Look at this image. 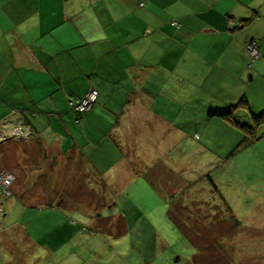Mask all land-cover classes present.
<instances>
[{
  "label": "crops",
  "instance_id": "crops-1",
  "mask_svg": "<svg viewBox=\"0 0 264 264\" xmlns=\"http://www.w3.org/2000/svg\"><path fill=\"white\" fill-rule=\"evenodd\" d=\"M101 1L105 17L102 21L107 23L104 22L106 33L100 41L98 37L93 39L92 32L76 29L90 17L87 10L93 0H0V115L17 109L19 117L35 132L33 145L57 146L61 153L79 151L82 146L68 128L80 122L88 125L83 126L85 130L101 125L109 135L117 133L115 142L120 149L128 144L137 147L138 143H148L147 147L151 143L156 148L160 141L167 142L163 146L181 148L191 138L184 131V121L192 115L189 102L201 97L202 103L192 107L199 121L200 133L195 136L208 146L216 143L215 134L222 127L232 130L223 121L226 119L209 113L232 109L233 115L238 113L252 120L264 110V0H144L142 7L134 8L133 0ZM125 6L129 8L126 14ZM89 11L94 12L91 8ZM129 16L136 26L126 29L122 22ZM109 26L113 28V40L107 34ZM248 41L257 44L255 59L246 51ZM128 83L131 88L126 93L121 86ZM91 86L98 89L97 109L85 114L71 111L68 100L83 95ZM243 106L245 111L239 112ZM130 128L133 137L127 133ZM8 151V146L0 143L2 157ZM20 202L24 207L17 221L5 220L8 210L4 206L0 264L71 261L63 255V248L70 253L79 251L76 244L83 240L80 233L89 227L82 228L80 222L69 221L62 213L54 214L61 205L52 201L45 202V207ZM260 205L264 212V200ZM128 213L131 211L117 213L123 218L124 231L115 238L117 241L109 239L112 248L105 247L106 254L93 252L96 256L86 257L85 264H118L124 252L136 254V264L164 262L166 242L163 240L165 246L161 248L156 241L146 243L142 229H152L151 223L140 219L133 222L131 217L127 219ZM30 214L42 221H29ZM79 219L85 222L84 216ZM262 224H254L253 229H263ZM16 232L29 247L26 253L23 247L15 253L4 248V235ZM251 243L263 246L257 248L261 255L252 252L251 257L246 254L239 261L264 264V242L252 233ZM148 244L151 252L145 254L142 248ZM255 254L260 255V260ZM217 258L211 264H220ZM229 261L236 260L230 255ZM187 263L206 264V259L204 255L192 260L177 256L168 264Z\"/></svg>",
  "mask_w": 264,
  "mask_h": 264
},
{
  "label": "rangeland",
  "instance_id": "rangeland-1",
  "mask_svg": "<svg viewBox=\"0 0 264 264\" xmlns=\"http://www.w3.org/2000/svg\"><path fill=\"white\" fill-rule=\"evenodd\" d=\"M101 2L93 0L87 10L90 17L84 19L86 23L82 27L77 24L76 28L83 33L92 32L93 39L98 37L100 41V37L105 36L104 27L107 23L104 21V25L102 21L105 17L102 15ZM143 4L144 0H133L132 8L138 5L142 7ZM90 8L94 12L91 13ZM128 10L125 6L124 14ZM122 23L126 29L133 24L136 26L131 16ZM109 30L107 34L110 33V39L113 40V28L109 26ZM129 88L130 83L124 88L121 86L126 93ZM200 98L189 102L192 115L184 121V131L191 138L181 148L171 144L163 146L167 142L160 141L161 144H157L156 148H152L151 143L150 147H147L148 143H144V146L138 143L137 147L128 144L120 149L115 142L117 133L109 135L107 129L101 130V125L97 126L98 129L85 130L83 126L88 125L77 122L68 129L82 149L61 153L57 146L49 148L45 143L33 145L35 132L31 126L23 125L18 120L19 115L12 112L8 122L13 125L0 124V143L3 142L9 148L7 155L2 157L0 154V176L9 174L11 178L6 188L3 180H0V222L5 219L4 206L8 210L6 221L20 219L24 207L20 200L41 206L50 201L60 204L59 212L54 214L62 213L67 220L80 222L82 228L89 227L87 232L80 233V238L89 240L88 243L79 240L80 243L76 244L80 252L73 250L71 254L67 247L62 250L67 259L71 258L70 264H85L86 257L96 256L93 252L106 254L107 248H112V241H117V233L124 231L121 229L123 218L117 213L127 210L131 211L126 215L127 219L131 217L133 222L140 219L151 223L149 226L155 229L142 232L146 243L156 241L158 248H161L162 244L165 246L163 240L166 242L163 251L165 264L173 263L177 256L192 260L194 256L200 255H204L206 264L213 263L215 257L220 258H217L220 264H231L230 255L236 260L232 264H250L239 260L246 254L251 257L252 252L260 254L262 251L257 248L263 247L251 243L252 233L264 242V228L253 229V226L262 223L264 226L263 205H260L264 200V126L257 127L255 137L258 139L253 144L239 146L244 133L236 122L251 124L252 120L236 113L234 118L221 119L232 130L222 127L221 132L215 134L216 143L210 142L207 146L195 136L200 133L197 127L199 121L192 107L202 103ZM99 104L100 101L96 100L90 110L97 109ZM245 109L241 107L239 112ZM208 116L207 112L205 119ZM169 129L166 127V130ZM132 130L126 131L131 137ZM206 175H210L214 184ZM3 187L4 191L1 190ZM22 191L25 194L22 195ZM139 211L141 214L138 216ZM81 215L85 222L80 221ZM29 216L31 218L27 216V219L31 222L42 221L35 214ZM217 218L223 220L219 226L212 223ZM23 219L27 221L26 217ZM174 222L179 227H174ZM100 231L110 232L111 235L102 236ZM105 239L108 240L104 242ZM3 240L4 248L14 253L22 247L26 250L24 253L29 251L18 232L11 236L4 235ZM142 252L150 254V245H144ZM260 255L255 254L254 257L260 260ZM80 256L82 258L77 260ZM136 257V254L124 252L118 264H136Z\"/></svg>",
  "mask_w": 264,
  "mask_h": 264
},
{
  "label": "trees",
  "instance_id": "trees-1",
  "mask_svg": "<svg viewBox=\"0 0 264 264\" xmlns=\"http://www.w3.org/2000/svg\"><path fill=\"white\" fill-rule=\"evenodd\" d=\"M95 89L97 92H98V89L96 88V87H94V86H91L88 90H87V92L90 90V89ZM86 92V93H87ZM86 93H84L83 95H81V96H74V97H71L69 100H68V106H69V108H70V110L71 111H73V112H75V113H84V112H79V111H76L75 109H74V105H75V102H76V98L77 97H82V96H84ZM99 95V93H97V96ZM244 105V104H243ZM244 107V106H243ZM89 111H91V110H89ZM89 111H87V112H89ZM12 112H14L16 115H18V110L17 109H14V108H11L10 110H9V112H7L5 115H3V116H1L0 117V124L2 123V124H4V125H9L11 122H8V116H9V114H11ZM210 115H217L218 117H222V118H224V119H230V118H232L233 116V112H232V109L231 110H228V111H223V112H214V113H209ZM19 119L18 120H21V122H22V124L24 125V124H27V125H29V126H31V124L30 123H28L27 121H25V120H23L22 119V117H18ZM237 123V126L239 127V128H241V130L243 131V133H244V135H243V137H242V139H241V141H240V144H239V146H241L242 144H246V145H251V144H253L254 143V141H256L258 138H256L255 136V133H256V130H257V127L258 126H264V110L260 113V114H258V115H256V116H254L253 118H252V122H251V124H243V123H241V122H236ZM11 125H13V123H11ZM31 128H32V126H31ZM264 135V132H263V134H262V136ZM254 138H256V139H254ZM254 139V140H253ZM6 142V141H5ZM1 143H3V142H1ZM238 146V147H239ZM206 177H208L209 178V180H210V182H211V184H214L213 183V180L210 178V175H206ZM214 187H215V189H217V187H216V185H213ZM52 207V206H51ZM54 207V206H53ZM222 219H220V218H217V219H215V222H213L214 224L216 223L217 225H221L222 224ZM175 222H174V227H175ZM172 225V226H173ZM171 226V227H172ZM88 230H89V228H87ZM90 230H91V228H90ZM147 230V228H145V231ZM149 230H155L154 228H152V229H149ZM144 231V229H142V232ZM93 232V231H92ZM100 233H102V234H111L110 232H102V231H100ZM122 234V232H118L117 233V236L116 237H118V236H120ZM144 236V235H143Z\"/></svg>",
  "mask_w": 264,
  "mask_h": 264
},
{
  "label": "built area",
  "instance_id": "built-area-1",
  "mask_svg": "<svg viewBox=\"0 0 264 264\" xmlns=\"http://www.w3.org/2000/svg\"><path fill=\"white\" fill-rule=\"evenodd\" d=\"M245 47H246V51L251 56V58L252 59H255L257 57V55H258V50H257V44H256V42H254V41H248V42H246ZM97 93L98 92L95 89H92L91 88L84 96L79 97V98H76V102H75V105H74V109L76 111H79V112H87V111H89L91 109L92 105L94 104V102H96V100H97V97H98L97 96ZM28 127H29V125H28ZM0 180H3L4 187L5 188L11 182V178H10V175L9 174L8 175L2 174L0 176ZM4 187L1 190L4 191L5 190Z\"/></svg>",
  "mask_w": 264,
  "mask_h": 264
}]
</instances>
